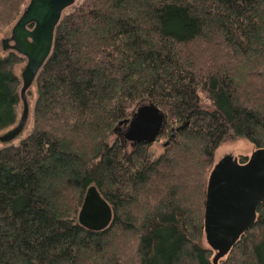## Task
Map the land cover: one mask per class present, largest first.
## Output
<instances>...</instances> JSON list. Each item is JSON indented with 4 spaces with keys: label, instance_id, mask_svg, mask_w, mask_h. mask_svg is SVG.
<instances>
[{
    "label": "trees",
    "instance_id": "obj_1",
    "mask_svg": "<svg viewBox=\"0 0 264 264\" xmlns=\"http://www.w3.org/2000/svg\"><path fill=\"white\" fill-rule=\"evenodd\" d=\"M25 5L0 0V25ZM19 59L0 57V131L18 118ZM34 85L32 130L0 147V264H214L216 150L264 148V0H80ZM146 101L163 128L130 144L119 126ZM92 184L113 212L101 231L77 221ZM218 264H264V199Z\"/></svg>",
    "mask_w": 264,
    "mask_h": 264
},
{
    "label": "water",
    "instance_id": "obj_2",
    "mask_svg": "<svg viewBox=\"0 0 264 264\" xmlns=\"http://www.w3.org/2000/svg\"><path fill=\"white\" fill-rule=\"evenodd\" d=\"M76 0H29L14 22L10 35L1 41L4 50L26 59L20 74L21 111L16 123L0 133V143L20 138L30 116L27 91L50 54L53 36L64 10ZM122 138L130 144L154 142L164 125L163 113L151 102L138 104L122 123ZM264 199V148L252 152L246 163L232 154L213 165L207 181L204 207L206 242L213 248L214 264L255 219ZM113 212L95 185L87 187L77 221L84 228L101 231L109 226Z\"/></svg>",
    "mask_w": 264,
    "mask_h": 264
},
{
    "label": "rangeland",
    "instance_id": "obj_3",
    "mask_svg": "<svg viewBox=\"0 0 264 264\" xmlns=\"http://www.w3.org/2000/svg\"><path fill=\"white\" fill-rule=\"evenodd\" d=\"M28 1L29 0H26V4L28 3ZM79 2H80V0H76L73 5L78 4ZM73 5L66 8L64 10L63 14L67 13ZM14 22H12L11 24H9L7 26L0 25V57H2V58L8 56V54L11 52L9 50H4L2 48L1 41L3 38H6L10 35V30H11V27L13 26ZM19 57H20L19 62L16 63L12 69H13V73L20 79V74H21V71L26 64V59L24 57H22L21 55H19ZM36 97H37L36 87L33 84L30 87V89L27 91V98H28V101L30 103V116L28 119V123H27L21 137L15 139L13 142H11V144L19 143V141L21 139H23L25 136H27L29 134V132L32 130V127H33V114L32 113H33V108H34ZM20 111H21V103L17 107L18 118L20 116ZM18 118H17V120H18ZM13 125H11V126H13ZM10 127H8V128H10ZM8 128L0 131V133L6 131ZM119 128H120V131H124L125 125L121 124L119 126ZM163 142H164L163 140L156 142L154 145H152V149L155 152H159L162 148ZM2 146H4V144L0 143V147H2ZM254 148L255 147L251 143L246 141L245 139H232V140L229 139V140H226V142L223 143L222 146L216 150L214 159H215V161H218L222 156H224L226 154H232L239 161L240 158L243 156L249 157L251 155V153L253 152Z\"/></svg>",
    "mask_w": 264,
    "mask_h": 264
}]
</instances>
